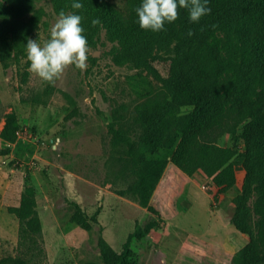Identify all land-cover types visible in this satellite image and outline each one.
Here are the masks:
<instances>
[{
	"label": "rangeland",
	"instance_id": "rangeland-1",
	"mask_svg": "<svg viewBox=\"0 0 264 264\" xmlns=\"http://www.w3.org/2000/svg\"><path fill=\"white\" fill-rule=\"evenodd\" d=\"M28 1L30 9L19 18L39 14V27L31 39L41 45L50 39L58 5L67 13L80 15L91 38L87 69L69 66L54 84L27 71L26 54L0 60V122L15 109L24 127L14 149L16 156L0 161L6 171L2 186L11 179L16 189L0 192L4 206L0 210V256L21 255L31 264L103 261L99 238L104 236L122 251L147 213L131 190L137 176L131 168L128 144L115 141L111 123L116 116L117 126L131 129L133 136H138L141 128L136 106L143 98L131 84V76L147 74L155 92L165 97L171 59L187 28L199 25L206 16L199 23H191L187 10L180 9L179 18L166 22L165 30L150 31L144 41L129 44L114 37L96 16L73 9V0ZM112 1L126 10L128 0ZM8 18L0 13V21ZM93 19H99L100 24L93 27ZM243 20L225 18L214 31L222 47L224 66L219 94L227 105L238 102L247 88L260 89L264 75V64L239 39ZM218 142L231 145V135L225 133ZM4 143L0 138V146ZM8 150L0 148V154ZM10 170L11 177L7 175ZM198 172L201 176L185 191L183 180L177 176L180 184H174V188L166 184L158 199L155 197L165 214L146 238L132 241L139 264H233L235 253L249 241L250 236L232 222L236 210L233 199L241 191L246 169H239L237 185L225 192ZM27 183L35 186L43 231L22 237L20 219L16 220L8 207L20 201V190L24 191ZM263 187L264 172H258L251 198L255 232L264 222V206L259 203ZM73 201H78L92 220L91 229L72 221L76 211Z\"/></svg>",
	"mask_w": 264,
	"mask_h": 264
},
{
	"label": "trees",
	"instance_id": "trees-1",
	"mask_svg": "<svg viewBox=\"0 0 264 264\" xmlns=\"http://www.w3.org/2000/svg\"><path fill=\"white\" fill-rule=\"evenodd\" d=\"M73 2L82 3L81 11L99 18L114 37L129 44L140 43L149 35L150 30L139 27L135 12L142 0H128L126 10L112 0ZM30 7L28 0H0V13L9 17L0 21V60L26 54L25 45L40 23L39 14L29 19L19 18ZM208 7L210 14L199 25L187 28L175 57L171 59L165 97L155 92L154 83L147 74L131 76V84L143 98L136 106L141 129L137 137L133 136L131 129L124 130L116 125V116L111 127L115 141L125 140L128 144L131 168L137 176L131 190L147 213L122 251L116 250L101 236L99 247L103 261L87 260L83 264H139L134 258L132 241L146 238L160 225L165 213L153 199L171 162L190 176L201 171L212 179L220 192L236 186L239 169H246L241 191L233 199L236 210L232 222L250 239L235 253L233 264H264V222L258 232L251 225L255 178L258 172H264V75L260 89L247 88L238 102L225 104L219 94L224 71L222 47L214 37V31L223 19L243 18L239 39L264 64V0H208ZM62 9L71 14L58 5V11ZM82 27L85 29L83 19ZM189 30L193 35H188ZM84 35L89 41L91 37L86 29ZM23 128L19 113L13 109L6 113V123L0 135L7 142L14 143L20 139ZM225 133L231 135V145L218 142ZM3 153H9V150ZM259 200L264 206V193ZM73 204L76 211L72 221L91 229L93 222L87 218L81 204L78 201ZM8 209L20 219L22 237L42 233L43 221L32 183L25 185L20 204ZM0 264L31 263L21 255H5L0 256Z\"/></svg>",
	"mask_w": 264,
	"mask_h": 264
},
{
	"label": "clouds",
	"instance_id": "clouds-1",
	"mask_svg": "<svg viewBox=\"0 0 264 264\" xmlns=\"http://www.w3.org/2000/svg\"><path fill=\"white\" fill-rule=\"evenodd\" d=\"M71 7L79 10L84 5L73 2ZM180 9L187 10L191 23H199L211 12L208 0H142L135 12L142 30L160 32L165 30L166 22L173 23L179 18ZM98 24L99 19L91 21L93 27ZM84 33L82 17L66 14L62 9L51 28L49 40L41 45L37 40L28 39L25 45L26 61L29 63L27 71L48 84H54L69 66L86 70L88 41ZM188 35H193V32L189 30Z\"/></svg>",
	"mask_w": 264,
	"mask_h": 264
},
{
	"label": "crops",
	"instance_id": "crops-1",
	"mask_svg": "<svg viewBox=\"0 0 264 264\" xmlns=\"http://www.w3.org/2000/svg\"><path fill=\"white\" fill-rule=\"evenodd\" d=\"M13 110V109H11ZM10 110V111H11ZM9 112V111H8ZM5 123H6V115L4 116L3 120L0 122V133H1V130L4 128L5 126ZM0 138L1 135H0ZM3 139V138H2ZM19 143V140L14 142V143H9L5 140V143L2 144L0 146V148H4V147H8L10 149L9 153H3V154H0V161L1 159H3V161H6L4 160L5 157H10V156H16L15 155V152H14V149H15V146ZM5 169H3V165L0 164V192H3L4 190H8V191H11V192H16V189L13 187V183H12V180H8L7 182V189L6 187L2 186V183L5 179V175H6V171H4ZM9 172V171H8ZM12 170H10V172L7 174L8 176H12L13 173H11ZM185 173H182V171L176 166L174 165L172 162L168 165L167 169H166V172L164 174V177L162 178L157 190H156V193L154 195V201H155V197H157L158 199V193L161 192V190L164 188V186L167 184V185H170L172 186L173 188L175 187L174 184H180V181L177 180V176L181 177V179L183 180V184H184V191H185V188L186 186L192 181V180H195L197 176H201V174L199 172H197L196 174L190 176V175H187L186 177V174L184 175ZM183 177H182V176ZM166 191V190H165ZM22 192H23V189L20 190V194L22 195ZM214 196V194H212ZM216 197L219 196L218 194L215 195ZM21 201V199H20ZM20 201L14 205H19L20 204ZM4 208L3 206V203H0V210H2ZM17 218L16 220H18V217H15Z\"/></svg>",
	"mask_w": 264,
	"mask_h": 264
}]
</instances>
